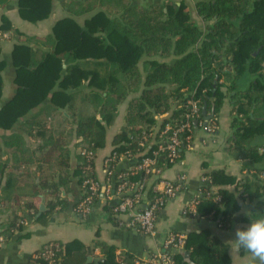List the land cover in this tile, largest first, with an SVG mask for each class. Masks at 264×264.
Here are the masks:
<instances>
[{
    "label": "trees",
    "instance_id": "trees-1",
    "mask_svg": "<svg viewBox=\"0 0 264 264\" xmlns=\"http://www.w3.org/2000/svg\"><path fill=\"white\" fill-rule=\"evenodd\" d=\"M194 1L203 28L181 2L146 5L144 0L143 4L133 0H68L63 5L65 16L51 26L46 38L53 42L51 49L27 43L13 47L15 92L0 109V131H16L0 146V177L11 169L28 172L36 167L42 171L47 166L54 170L57 182L52 175H43L36 185L53 198L39 222L72 209L82 198L71 204L61 197L60 187L66 188L71 178H76L80 189L85 160L78 155L77 162L71 163L66 133L56 134L43 120L48 109L64 119L74 118L71 111L79 96L95 106L96 114L70 124L77 137L75 146L89 142L97 151L107 145L108 127L119 105L132 95L126 107L129 121L112 137V152L132 153L134 170L129 172V180L144 181L148 199L157 196L152 188L161 181L162 172L173 166L165 155H154L157 146L165 144L166 137H160L165 124L175 128L183 122L189 100L200 101L202 112V102L213 97L214 117L209 122L217 126L219 110L228 96L232 113L228 150L244 152L243 158L256 167L245 164L249 175L243 179L224 170L208 174L196 213L214 220L223 230L230 228L243 205L250 206L245 223L264 216V167L257 166L264 159L260 152L264 148V0ZM53 2L17 0L19 17L33 25L44 22L52 13ZM8 3L0 0V9ZM0 30H13L5 16L1 17ZM1 52L0 46V99L6 67ZM158 116L163 117L157 120ZM199 123H203L201 113ZM144 135L149 136V142L142 147ZM256 139L261 143H253ZM5 153L8 161L2 160ZM146 157L155 159L148 174L138 169ZM92 176L96 178L95 171ZM26 207L33 211L31 216L38 211L33 203ZM105 209L108 211V206ZM21 222H27L24 215L0 231L3 244L23 229ZM98 246L103 259L99 264H119L116 247ZM185 250L193 264H231L228 247L209 230L189 234ZM246 252L240 250L241 254ZM123 254L124 264L139 260L130 252ZM172 255L175 264H189L183 253ZM29 264L49 263L31 258ZM60 264H86L85 245L77 241L66 244Z\"/></svg>",
    "mask_w": 264,
    "mask_h": 264
},
{
    "label": "crops",
    "instance_id": "crops-1",
    "mask_svg": "<svg viewBox=\"0 0 264 264\" xmlns=\"http://www.w3.org/2000/svg\"><path fill=\"white\" fill-rule=\"evenodd\" d=\"M67 1L54 0L49 19L36 25L27 23L19 17L17 0H9V3L0 9V24L1 17L5 16L13 27V30L9 32L2 33L0 30L1 59L6 63L3 71V95L0 99V109L11 99L15 92V68L11 62L13 47L16 44L34 43V41L48 38L51 26L65 16L66 12L63 5ZM133 1V3H136V0ZM169 1L175 2V0H154L152 4H163ZM144 3L148 4L147 2ZM175 3L177 4V2ZM140 4H143V0ZM47 42L48 45L44 44L38 47L43 50L51 49L52 42L50 40ZM130 98H132V95H129L127 101L119 105L117 115L111 126L108 127L107 145L96 151L95 172L101 184L105 182V175L102 172L103 160L113 149L112 137L125 125L126 107ZM211 98L202 102V106L205 103L207 104L208 115L211 114V107L214 104ZM93 108L95 109L94 105ZM65 115L68 116L66 113ZM217 122V131L211 138L205 133L204 121L202 124L198 123L190 147L184 150L181 161L160 175L161 180L172 183H176L179 177L184 176L185 183L177 196L167 202L159 213L156 234L152 238L144 237L124 227L121 224L122 218H110L108 216L105 207L111 208L118 202L114 193L115 186L110 191L111 198L106 199L101 196L92 213L85 219L74 216L72 209H69L56 212L44 222H39V218L34 219L38 211L34 216H31L33 211H27L26 204L33 203L37 205V210H39L41 198L44 197V204L48 210L47 203L53 198L49 194L43 193L36 185L43 175H52L53 181L57 182L54 170H48L47 166H44L42 171H38L36 167H32L28 172L22 169L19 171L7 170L0 177V231L6 228L11 220L22 215L25 216L27 222L22 225L23 229L16 231L6 244L2 243L0 264H29L35 252L52 242H58L64 244V246L73 241L80 242L86 247V256L87 249L91 252V256L96 257L99 255L100 247L98 243H103L114 246L117 250L130 252L137 257H145L148 252L156 251L161 241L169 233L184 234L188 237L191 233H200L204 230H209L212 235L218 237L228 247L231 264H254L255 260L250 253L241 254L240 251L231 252L230 250L233 247L231 239L234 238L235 228L248 225L245 223V218L250 211L249 205L246 204L241 207L233 217L231 226L227 230L219 228L214 220H207L198 216L197 213L184 214L191 202L197 196L199 197L207 186L209 180L207 176L212 171L224 170L239 179H243L249 175V172L244 169L245 164L248 163L251 167H256V165L243 158L244 152L236 149L228 150L230 147L228 141L232 136V113L228 96L224 99L219 110ZM222 129L225 130V133L220 137ZM14 131H16V128L12 131H0L1 147L5 137ZM71 133H66L67 148L70 152L71 163L75 164L78 158V147L75 146L77 137L74 132ZM72 135H74V138L70 139ZM253 143H261V139H256ZM3 150L6 152L5 149ZM2 160L8 161L9 155L7 153L3 154ZM131 165V161L121 160L115 168V173L126 171L130 169ZM257 166L264 167V159ZM71 180L66 188L60 187V191L61 197L72 204L80 200L81 192L79 187L76 186L77 179L71 178ZM184 260L187 262L185 258Z\"/></svg>",
    "mask_w": 264,
    "mask_h": 264
},
{
    "label": "built area",
    "instance_id": "built-area-1",
    "mask_svg": "<svg viewBox=\"0 0 264 264\" xmlns=\"http://www.w3.org/2000/svg\"><path fill=\"white\" fill-rule=\"evenodd\" d=\"M6 37V35H4ZM189 111L185 113L184 120L175 128L170 124H165L164 129L160 133V137L165 136V144H159L154 151V155H165L168 162L177 165V160L181 159L183 149L190 147L191 140L194 134V122L198 121L201 113V104L198 100H189L187 102ZM164 116V115H163ZM162 116L156 117L157 120ZM205 133L208 137L214 136L217 131V126L211 122H207L204 126ZM149 136L144 135L141 146L145 147L149 142ZM210 140V139H209ZM184 144V145H183ZM264 153V148L260 149ZM78 155L85 160L84 179L80 187L81 200L72 208L74 216L81 219L87 218L94 209L95 205L100 201V198H111V189L114 187V193L117 197V204L108 210L110 218H122V225L144 237H154L156 234L157 219L159 213L163 210L166 203L174 199L182 190L185 183V177L178 178L176 183L161 180L152 190L157 193V196L152 199L147 198L148 187L146 183L131 182L129 180V172L134 168L121 173H115V168L121 160L131 161L132 153L126 151L118 154L110 152L105 157L102 164V172L105 175V182L101 184L96 176L93 177L95 171L94 162L96 151L93 145L89 142H81L78 148ZM155 164V159L150 157L143 158L138 169L149 173L150 167ZM91 175V176H90ZM158 185V186H157ZM160 185V188H159ZM198 196L195 198L184 214H196V206L198 204ZM220 200V199H218ZM25 224V222H21ZM187 236L178 233H169L161 241L159 248L156 251H150L145 257H139L135 264H175L173 252L185 253ZM3 239L0 237V244ZM100 249V248H99ZM64 246L60 243H49L40 248L32 255V259H43L49 264H60L63 258ZM116 260L119 264H124L123 251H116ZM96 259L102 258L100 254L91 256Z\"/></svg>",
    "mask_w": 264,
    "mask_h": 264
},
{
    "label": "rangeland",
    "instance_id": "rangeland-1",
    "mask_svg": "<svg viewBox=\"0 0 264 264\" xmlns=\"http://www.w3.org/2000/svg\"><path fill=\"white\" fill-rule=\"evenodd\" d=\"M144 1L148 3L147 5L152 4L154 2V0H144ZM175 2H177V4H179L181 2L182 4L187 5L188 8L191 11V17L196 21V23L201 28L204 27V24H203L202 20L196 14V11H195V8H194V3H195L194 0H175ZM137 3L140 4L141 0H136V4ZM47 41H49V40H46V39L43 38V39H41L39 41L37 40V41H34V43H28V44L42 46L44 44L48 45ZM50 41L52 42L51 39H50ZM140 82H141V80H140ZM132 87H135L134 83L132 84ZM71 114L75 115V117L74 118H70V120L69 119L64 120L61 114H59L58 112L54 113L50 109H48L46 114L43 116V120L46 121L47 127L50 130L56 132V134L59 133V132H62V131L64 133L68 134L69 132L73 131V126L74 125L73 126L70 125L72 122H74V121L76 122L78 120V118H80V117L82 118V117H86L88 115L96 114V111L93 108V104L92 103L88 104L86 101H84L82 96H79L77 98L76 102H75V108L71 111ZM258 114H259V112L256 115H258ZM128 121H129V119L126 118L124 122L126 123ZM220 133H221L220 137H222V135L225 133V130L222 129L220 131ZM72 138H74V135H72V137H70V139H72ZM79 147H80V145L78 146V148Z\"/></svg>",
    "mask_w": 264,
    "mask_h": 264
},
{
    "label": "clouds",
    "instance_id": "clouds-1",
    "mask_svg": "<svg viewBox=\"0 0 264 264\" xmlns=\"http://www.w3.org/2000/svg\"><path fill=\"white\" fill-rule=\"evenodd\" d=\"M233 236L231 252L243 249L250 253L258 264H264V216L246 226L236 227Z\"/></svg>",
    "mask_w": 264,
    "mask_h": 264
},
{
    "label": "water",
    "instance_id": "water-1",
    "mask_svg": "<svg viewBox=\"0 0 264 264\" xmlns=\"http://www.w3.org/2000/svg\"><path fill=\"white\" fill-rule=\"evenodd\" d=\"M65 67V66H63ZM224 95L226 96L227 93L224 92ZM211 100H213V97L211 98ZM214 110H215V107H214V104H212V107H211V114L208 115L207 114V104L205 103L203 106H202V116H203V121H204V126L206 125V123L211 120L214 116ZM250 116L253 117V114L252 112L250 113ZM261 119V118H260ZM198 125V121H195L194 122V126L196 127ZM44 197L41 198V203L39 205V210L37 212V214L35 215L34 219L37 220L41 215L42 213H44L47 208L45 207V204H44ZM184 258L187 260V262L189 264H193L190 259H189V253H184ZM103 262V259H96V258H93L91 257V252L89 251V249H87V256H86V264H99V263H102Z\"/></svg>",
    "mask_w": 264,
    "mask_h": 264
}]
</instances>
